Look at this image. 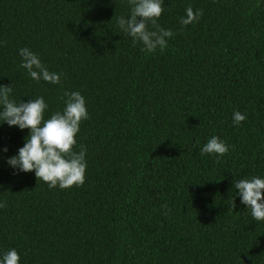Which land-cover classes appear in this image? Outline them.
<instances>
[{
	"label": "trees",
	"instance_id": "1",
	"mask_svg": "<svg viewBox=\"0 0 264 264\" xmlns=\"http://www.w3.org/2000/svg\"><path fill=\"white\" fill-rule=\"evenodd\" d=\"M162 7L174 36L146 53L117 24L128 0H0V85L42 96L45 118L79 91L89 113L86 181L64 190L6 163L28 131L0 125V251L21 264H264V222L233 183L264 177V0ZM188 7L202 15L183 26ZM24 47L60 84L28 76ZM212 136L227 154H201Z\"/></svg>",
	"mask_w": 264,
	"mask_h": 264
},
{
	"label": "clouds",
	"instance_id": "2",
	"mask_svg": "<svg viewBox=\"0 0 264 264\" xmlns=\"http://www.w3.org/2000/svg\"><path fill=\"white\" fill-rule=\"evenodd\" d=\"M163 4L164 0H128L130 14L117 19L121 32L131 37L134 45L141 44V50L146 53L164 51L168 40L174 36L170 29L157 25L164 10ZM201 15L199 9L188 7L180 18V24H194ZM149 25L155 26V30H150ZM19 55L20 67L33 81L60 84L61 74L50 72L29 48H20ZM12 92V86L0 85V121L3 122L0 125L27 130L28 135L16 154L7 157L6 163L19 173H34L49 188L64 190L83 186L86 181L87 149L79 146V151H76L75 148L80 125L89 119L85 97L79 91L65 92L62 110L45 118L48 105L42 96L27 102H16L11 98ZM245 119V115L239 111L233 113L234 125H239ZM228 151L229 146L217 136L208 139L200 149L202 155L217 157L224 156ZM7 152V147L0 148V153ZM233 183L236 195L240 197L241 204L250 209L252 218L264 222V177L241 178ZM162 207L167 209V205ZM0 264H21V256L14 248L0 251Z\"/></svg>",
	"mask_w": 264,
	"mask_h": 264
}]
</instances>
